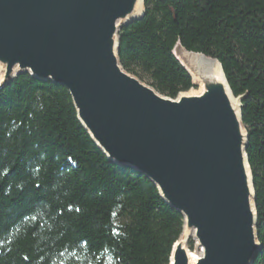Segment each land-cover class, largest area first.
<instances>
[{
    "label": "trees",
    "instance_id": "trees-1",
    "mask_svg": "<svg viewBox=\"0 0 264 264\" xmlns=\"http://www.w3.org/2000/svg\"><path fill=\"white\" fill-rule=\"evenodd\" d=\"M145 2L121 32L128 72L172 98L190 90L180 43L218 59L245 96L261 243L252 264H264V0ZM183 224L152 181L97 147L67 87L29 74L0 87V264H169Z\"/></svg>",
    "mask_w": 264,
    "mask_h": 264
},
{
    "label": "water",
    "instance_id": "water-1",
    "mask_svg": "<svg viewBox=\"0 0 264 264\" xmlns=\"http://www.w3.org/2000/svg\"><path fill=\"white\" fill-rule=\"evenodd\" d=\"M145 14V0H0V87L23 74L67 87L109 161L139 171L183 216L169 264H252L261 243L245 96L218 59L180 43L190 90L172 98L128 72L121 32Z\"/></svg>",
    "mask_w": 264,
    "mask_h": 264
},
{
    "label": "bare ground",
    "instance_id": "bare-ground-1",
    "mask_svg": "<svg viewBox=\"0 0 264 264\" xmlns=\"http://www.w3.org/2000/svg\"><path fill=\"white\" fill-rule=\"evenodd\" d=\"M194 60H196V59H194ZM194 60H193V61H194ZM198 61H200V62L203 63V60H202V59H200V60H198ZM212 71H214L216 74L221 73L220 68H219V66H218L217 64H215V67L213 68ZM192 256H193V257H196L197 255L194 254V253H192Z\"/></svg>",
    "mask_w": 264,
    "mask_h": 264
},
{
    "label": "rangeland",
    "instance_id": "rangeland-1",
    "mask_svg": "<svg viewBox=\"0 0 264 264\" xmlns=\"http://www.w3.org/2000/svg\"><path fill=\"white\" fill-rule=\"evenodd\" d=\"M143 80H144L145 82H149V80H147L146 78H143ZM192 253H194V252H192ZM194 254H196V253H194Z\"/></svg>",
    "mask_w": 264,
    "mask_h": 264
}]
</instances>
